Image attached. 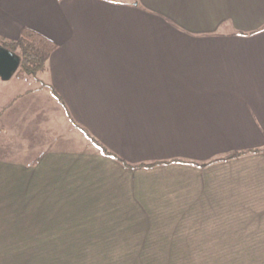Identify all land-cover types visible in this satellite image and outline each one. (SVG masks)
Here are the masks:
<instances>
[{
	"label": "crops",
	"instance_id": "1",
	"mask_svg": "<svg viewBox=\"0 0 264 264\" xmlns=\"http://www.w3.org/2000/svg\"><path fill=\"white\" fill-rule=\"evenodd\" d=\"M23 28L57 47L0 114V264H264V0H0Z\"/></svg>",
	"mask_w": 264,
	"mask_h": 264
},
{
	"label": "trees",
	"instance_id": "2",
	"mask_svg": "<svg viewBox=\"0 0 264 264\" xmlns=\"http://www.w3.org/2000/svg\"><path fill=\"white\" fill-rule=\"evenodd\" d=\"M0 45L7 48L8 50L16 53L20 57V65L15 73H23L27 77L35 78L39 72H42L46 68V64L51 53L56 49L57 45L52 40L46 38L42 34L30 28H23L20 35L15 40H7L0 38ZM2 112V111H1ZM0 112V113H1ZM86 136L97 145L101 153L105 156H110L121 162L124 166L128 168L137 167H152L158 164L167 163L166 162H154V163H140V164H129L122 160L120 157L111 153L103 145L98 143L95 139L90 137L87 132H84ZM264 151L262 149H254L250 152H260ZM240 155L239 153L227 155L222 158V160H227ZM211 162L200 164V166L207 165Z\"/></svg>",
	"mask_w": 264,
	"mask_h": 264
},
{
	"label": "rangeland",
	"instance_id": "3",
	"mask_svg": "<svg viewBox=\"0 0 264 264\" xmlns=\"http://www.w3.org/2000/svg\"><path fill=\"white\" fill-rule=\"evenodd\" d=\"M36 79L27 77L23 73H15L9 80L4 81L0 78V112L7 107L12 98L21 92L23 89L35 86ZM1 112V113H2ZM0 113V114H1ZM0 127H3L2 117L0 116ZM79 146L78 140L73 141V146ZM6 151L5 134L0 128V154L3 155ZM3 254V253H2ZM22 253H13V259H20ZM7 257H0V260Z\"/></svg>",
	"mask_w": 264,
	"mask_h": 264
},
{
	"label": "water",
	"instance_id": "4",
	"mask_svg": "<svg viewBox=\"0 0 264 264\" xmlns=\"http://www.w3.org/2000/svg\"><path fill=\"white\" fill-rule=\"evenodd\" d=\"M19 65V55L0 45V78L4 81L9 80Z\"/></svg>",
	"mask_w": 264,
	"mask_h": 264
}]
</instances>
